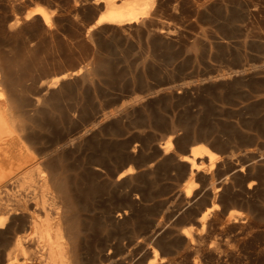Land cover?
<instances>
[{
  "label": "bare ground",
  "instance_id": "obj_1",
  "mask_svg": "<svg viewBox=\"0 0 264 264\" xmlns=\"http://www.w3.org/2000/svg\"><path fill=\"white\" fill-rule=\"evenodd\" d=\"M74 1L101 9L87 31L88 40L98 43L93 60L84 53L87 45L65 52L61 39L50 57L39 50L45 45L26 43L0 54V241L3 247L13 243L6 254L0 249V264H34L36 255L39 264H87L86 238L94 230L105 237L95 248L96 264H157V251L149 248L154 185L168 177L182 182L177 197L188 210L183 220L204 230L220 206L232 205L224 203L225 195L257 191L264 150L242 144L258 142L260 134L240 128L224 137L217 126L161 118L151 108L192 97L207 84L222 86L244 71L178 83L184 72L152 68L148 63L156 56L143 55L140 74L131 76L135 97L122 105L120 95L107 89L122 73L105 54L102 37L148 32L150 43L168 52L162 39L172 32L160 30L167 33L161 40L150 34L157 0ZM36 16L48 29L54 26L42 6L24 20ZM151 127L170 134L156 143L147 132ZM238 217L227 213L230 222ZM28 229L30 234H20ZM192 229L181 233L183 239L193 241Z\"/></svg>",
  "mask_w": 264,
  "mask_h": 264
},
{
  "label": "rangeland",
  "instance_id": "obj_2",
  "mask_svg": "<svg viewBox=\"0 0 264 264\" xmlns=\"http://www.w3.org/2000/svg\"><path fill=\"white\" fill-rule=\"evenodd\" d=\"M36 6H42L52 15L51 29L39 16L24 20L25 14ZM157 10L150 34L161 40L160 35L167 33L160 34V30L172 32L162 39L170 47L168 52L150 43L148 32L102 37L105 54L116 72L122 73L121 80L108 87V91L120 95V104L131 103L135 97L130 88L131 76L134 72L140 74L143 55L156 56V62L148 63L152 68L184 72L178 83L244 71L236 75V80L224 81L222 86L207 84L192 97L154 105L151 110L161 118L175 115L189 124L203 122L217 126L224 137L239 134L240 128L249 135L260 134L258 142L242 144L256 153L263 151L264 0H157ZM100 12L101 9L91 4L75 5L74 0H0V54L10 55L14 43H26L45 45L39 50L50 57L61 39L65 52L87 45L84 53L93 60L98 43L88 40L87 31ZM16 20L20 23L12 26ZM193 45H198L197 50L189 51ZM163 80L164 76L152 83ZM34 82L39 83L40 79L35 78ZM136 115L135 119H142L141 114ZM147 132L156 138V143L170 134L161 127L148 128ZM178 185L182 182L168 177L153 187L149 248L157 251V264H264V176L257 182L254 194L235 191L225 195L224 203L232 205L228 210L220 206L204 230L196 221L183 220L188 210L178 200ZM230 210L240 213L238 221L227 220ZM190 226H193L192 242L181 236ZM31 232L28 229L20 234ZM121 236L127 242L126 230ZM104 238L99 230L87 236L84 250L87 264H96L95 248ZM12 244L3 247L0 241L2 253L6 254ZM33 258L37 261L39 255ZM36 261L34 264H39Z\"/></svg>",
  "mask_w": 264,
  "mask_h": 264
}]
</instances>
